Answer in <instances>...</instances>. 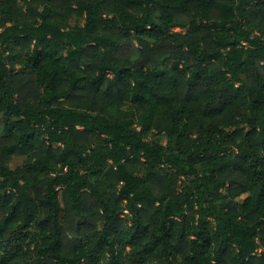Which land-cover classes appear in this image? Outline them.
<instances>
[{"label":"trees","instance_id":"trees-1","mask_svg":"<svg viewBox=\"0 0 264 264\" xmlns=\"http://www.w3.org/2000/svg\"><path fill=\"white\" fill-rule=\"evenodd\" d=\"M0 264H264V0H0Z\"/></svg>","mask_w":264,"mask_h":264},{"label":"rangeland","instance_id":"rangeland-1","mask_svg":"<svg viewBox=\"0 0 264 264\" xmlns=\"http://www.w3.org/2000/svg\"><path fill=\"white\" fill-rule=\"evenodd\" d=\"M174 30H175V31H180L179 28H174ZM160 142L164 144V143H165V140H164V139H161Z\"/></svg>","mask_w":264,"mask_h":264}]
</instances>
